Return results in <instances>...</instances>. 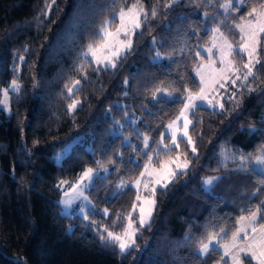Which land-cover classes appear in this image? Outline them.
<instances>
[{
  "label": "trees",
  "instance_id": "16d2710c",
  "mask_svg": "<svg viewBox=\"0 0 264 264\" xmlns=\"http://www.w3.org/2000/svg\"><path fill=\"white\" fill-rule=\"evenodd\" d=\"M231 2L225 9L230 0H0V101L18 85L9 91V112L0 109V264H226L215 246L197 250L210 238L228 241L258 207L257 225L264 223V172L252 168L264 148V35L251 76L222 108L191 112L192 148L183 139L158 148L168 143L164 130L185 94L200 89L194 72L207 60L202 49L213 31L237 48L238 25L264 6ZM132 5L143 22L116 66L84 59L104 23L114 27L116 14ZM232 56L244 65L239 51ZM175 153L188 168L155 189L150 222H136L135 245L121 253L98 231L122 228L135 199L129 183L148 162ZM98 166L108 171L86 190L93 210L85 218L61 214L58 182ZM214 175L203 189L202 178Z\"/></svg>",
  "mask_w": 264,
  "mask_h": 264
},
{
  "label": "rangeland",
  "instance_id": "374dc122",
  "mask_svg": "<svg viewBox=\"0 0 264 264\" xmlns=\"http://www.w3.org/2000/svg\"><path fill=\"white\" fill-rule=\"evenodd\" d=\"M136 10L140 12V16H141V8L138 6ZM125 11H127V9ZM119 13L120 11L116 14L115 26L112 27L110 24L108 28L110 32L115 33L117 28L120 27ZM262 24H264V6L259 11L256 12L253 19L248 20L238 25V31L240 33V45L237 48L233 47L231 43L219 31L217 30L213 31L210 44L207 47H204L202 49V53L207 57V60L200 62V64L198 65V67L195 69V72H194L195 78L197 79L200 85V89L196 92H193V93L187 92L185 94V96L183 97L184 102H183L181 110L184 109V104L188 102V98L190 95L192 97L200 96L201 90H203V99L193 100V104L195 105V107L186 111L183 116H181V110H180L179 114L173 120V121H176V123L173 124V121H172L170 124L166 126L164 130V134L169 137L168 143L165 144L162 142V140H160L158 143V148L162 149L163 151H166V150H169L170 148L177 147L176 145H173L172 143L173 133H175L179 137V139L185 140L187 142V145L190 148H192L193 140L191 139L192 143L188 142L190 138L188 129L190 126L191 112H193V110L197 107H205V108L214 109V110L221 109L223 106V100L227 97L226 94L228 92L232 94V92L239 87L238 85H241L243 84L242 82L247 81L245 77L249 78V76H251L252 73L249 74L248 69L245 68L244 65L249 64L251 62L253 65V70H254L257 64L256 61L258 60V55L255 54L250 58L247 52L243 51L242 45L248 43V36L250 35L251 31L254 29L258 30V28ZM249 25H251V27H249ZM104 26H105V23L102 27ZM127 27H128L129 35L128 36L121 35V40L124 43H127L129 38L132 41V38H133L131 24H128ZM241 28L244 29L243 32H241ZM136 30L137 29H135V31ZM111 42L112 41L110 39L109 43ZM102 46H103V42L100 41L97 45H93V48L98 49ZM118 47H120V45L116 44L115 47L111 48V50L105 49L103 52L97 51L96 56H93L92 53L88 51V47H87L83 51L82 55L84 59L90 60L95 65L113 68L112 63H115L116 65L118 58L130 49L128 48L126 50L121 51L118 58L112 57V52L115 51L116 48ZM249 50H251L250 47H249ZM234 51H239L240 54H242L245 57L244 65L242 67H238L233 56L230 55V53H234ZM104 57H108L109 60H104ZM97 59H100L103 62L97 63ZM12 85H10V87L7 89V97H5L4 95L5 91L2 93L1 101H6V104H0V109L6 111L7 113L9 112V105H8V98L10 95L9 91L15 90L12 87ZM178 117L179 119H177ZM186 123H187V127H185ZM169 125H171V127H169ZM178 140H177V144H178ZM148 146H149V140L147 139V145H146V142L144 139L143 150H146ZM69 148H70V145L67 144L62 149V151H60L55 156V160L57 163L60 162L61 157L69 150ZM261 156H264V148L257 157H261ZM257 157L252 162V168L264 172V164L257 163ZM185 164H187V167H184ZM146 165H147V168H146ZM146 165L144 166V169L141 172L143 173V176H141L140 174L133 182L129 183V185L135 190V199L133 203V206L135 205V208L132 207L131 211L128 212L126 216L123 217V225L119 231H116V232L111 231L114 234L120 235L123 239H125L130 244V247L127 250L131 249L135 245V236L137 232V229L135 226L136 222L138 223L140 227H144L150 222L152 211H153V205H154V203L152 202H154L155 189L165 187L174 179V177L178 173L183 172L188 168V162L179 153H175L173 156L160 162L158 165L151 164L150 162H148ZM162 165H164L165 167H162ZM87 169L93 170L92 179H89L86 177L81 179ZM107 171L108 169L103 166H98L96 168H85L77 175V177L74 180H71V181L60 180L57 184V187L60 191L59 204H60L61 214L67 215V216L78 215L82 218H85L87 212L93 210L92 209L93 204L91 200L89 199V197L87 196L86 190L88 189V187L91 185V183L93 182L95 178L105 175ZM170 173H174V174L170 175ZM209 179L212 180L211 184L206 183V181ZM216 180H217V176L215 175L204 177L202 178L201 186L203 189L209 190V188L213 185V183ZM157 181H159V183H157ZM74 186L82 191V195L80 196L75 195ZM137 196L140 197L139 200L137 199ZM85 197L87 199H85ZM141 208L144 209V216L146 220V223L143 226L140 225ZM101 212L106 216L107 213H105L104 211H101ZM149 212L151 213L150 216L148 215ZM129 213H132L133 230L135 231V235L132 237V239H129L128 237L124 236V229L127 227V224H128ZM95 224L96 223L94 222L88 221V225H90L91 228H96ZM105 229L107 228L101 227L98 233H102V236L104 237V239L112 241L107 236V232L110 230L107 229V231H105ZM133 240H134V243L132 242ZM210 240L212 242V246H215V243H216L215 238H210L204 244L209 243ZM112 242L116 244L118 250L120 251L119 244L114 241ZM202 246H200L197 252L200 255H205L206 253L202 254L200 252V249Z\"/></svg>",
  "mask_w": 264,
  "mask_h": 264
},
{
  "label": "snow or ice",
  "instance_id": "6c2138e0",
  "mask_svg": "<svg viewBox=\"0 0 264 264\" xmlns=\"http://www.w3.org/2000/svg\"><path fill=\"white\" fill-rule=\"evenodd\" d=\"M137 7H138L137 5H133L132 7L128 8L127 11H125L124 9H121V11L119 13L120 27L117 28L115 33L110 32L108 30V28L111 24V21H106L105 26L102 27L100 29V32L97 34L99 39L103 42V46L98 48V49H94L93 45L90 44L88 46V51L90 53H92L93 56H96L97 51L103 52L105 49L111 50V48L115 47L116 44H119L120 47L116 48V50L112 52V57L118 58L121 51L130 48L131 43H132L131 39L129 38L127 43H124L121 40V35H123V36L129 35L128 27H127L128 24H131L133 34L135 33V29H138L141 27V24L143 21L140 18V12L136 10ZM222 7L226 8V9L231 8V7H233V3L230 0L229 4L222 5ZM253 11H255V10H253ZM152 15L153 16L156 15L155 10H153ZM249 15L251 16L252 13H250ZM145 19H146V15H145ZM249 27H251V25H249ZM243 31H244V29L241 28V32H243ZM262 35H264V24H262L258 28V30H255V29L252 30L250 35L248 36V43L242 45L243 51H246L250 58L253 55L257 54V49H258V45H259L258 37H260ZM110 39L112 41L111 43H109ZM249 47L251 48V50H249ZM232 54H234V53H230V55H232ZM104 60H109V58L104 57ZM102 62L103 61H101L100 59H97V63H102ZM109 62H111V61H109ZM256 62L258 63L259 61L257 60ZM115 66H116L115 63H112V67H115ZM244 67L248 69L249 74L252 73L253 65L251 62L249 64H245ZM245 79H247V77H245ZM12 87L14 89L18 88V85L16 84L15 81H13ZM70 91H71V89H70ZM4 95H5V97H7V90H5ZM195 99H203V90H201L200 96H197V97H192L191 95L189 96L188 102L184 104V109L181 110V116H183L186 111L195 107V105L193 104V100H195ZM0 104H6V101H0ZM75 106H76L75 104L70 105V109L74 108ZM177 119H179V117ZM175 123H176V121H173V124H175ZM169 127H171V125H169ZM185 127H187V123L185 124ZM147 139L148 138L145 137L146 145H147ZM178 139H179V137L175 133H173L172 143H173V145H176L177 147H178V144H177ZM188 142L192 143L191 138H189ZM193 151H195V149H193ZM151 159H153V158H150V160ZM257 163L264 164V156L257 157ZM162 167H165V166L162 165ZM184 167H187V164H185ZM146 168H147V165H146ZM171 174H174V173H170V175ZM141 176H143V173H141ZM85 177L92 179L93 170L87 169L85 171V173L83 174V177L81 179H83ZM157 183H159V181H157ZM206 183L211 184L212 180L209 179L206 181ZM74 193L76 196L82 195V191L79 190L78 188H76L75 186H74ZM66 195H67V193H66ZM85 199H87V198L85 197ZM137 199L139 200L140 197L137 196ZM152 203H154V202H152ZM133 207L135 208V205ZM261 207H264V205H262ZM259 212H260V208L258 207L257 211L252 212L250 217L248 218V223L251 226L253 232L256 231V223L258 222V213ZM105 213H107V210H105ZM148 215L150 216L151 213L149 212ZM140 216H141L140 225L143 226L146 223L143 208H141V210H140ZM259 218H264V216H261ZM243 219L244 218L241 217V220H243ZM105 231H107V229H105ZM241 232H244V238H247V232H246L245 228L238 229L237 232L235 234H233V245L232 246L235 245L236 240L241 239V236H240ZM134 235H135V231L133 230L132 213H129L128 224H127V227L124 229V236L128 237L129 239H132V237ZM107 236L110 240L117 242L119 244V249H120L121 253L125 252L130 247V244L125 239H123L120 235H117L111 231H108ZM101 239H104V237L102 236ZM132 242L134 243V240ZM211 247H212V242L210 240L209 243L203 244V246L200 249V252L202 254L207 253V252H209ZM229 247H230L229 245L224 246L225 255H228ZM246 247L248 249H251L252 245L249 244ZM247 255H248V253L246 252L245 248L239 249V253L237 255L233 256L234 264H241V260L246 258ZM261 255H264V252H262ZM251 256L253 259H257V260L259 259V257L256 256L255 251L251 252Z\"/></svg>",
  "mask_w": 264,
  "mask_h": 264
},
{
  "label": "crops",
  "instance_id": "0c3cea01",
  "mask_svg": "<svg viewBox=\"0 0 264 264\" xmlns=\"http://www.w3.org/2000/svg\"><path fill=\"white\" fill-rule=\"evenodd\" d=\"M250 217V216H249ZM244 218L240 220L237 224V228L233 234L237 232L240 228H245L247 232V238H244V232L240 233L241 239L235 241V245H233V235L229 238L228 241L222 243H215V247L220 251L222 254L223 259L226 261V264H234L233 256L239 253V249L245 248L246 252L248 253L247 257L255 264H264V255H261L264 252V223L261 225H257L256 223V231L253 232L251 226L248 223V218ZM251 244L252 248L248 249L246 246ZM225 245H229L228 255H225ZM255 251L256 256L259 259H253L251 256V252ZM243 263V259L241 260V264Z\"/></svg>",
  "mask_w": 264,
  "mask_h": 264
}]
</instances>
